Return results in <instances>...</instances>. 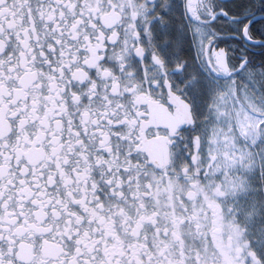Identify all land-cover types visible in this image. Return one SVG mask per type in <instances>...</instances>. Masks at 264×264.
I'll use <instances>...</instances> for the list:
<instances>
[{
  "label": "snow or ice",
  "instance_id": "snow-or-ice-1",
  "mask_svg": "<svg viewBox=\"0 0 264 264\" xmlns=\"http://www.w3.org/2000/svg\"><path fill=\"white\" fill-rule=\"evenodd\" d=\"M0 264H264V0H0Z\"/></svg>",
  "mask_w": 264,
  "mask_h": 264
}]
</instances>
